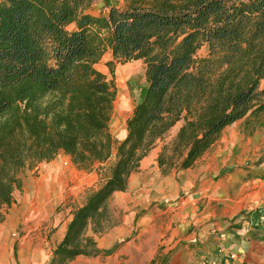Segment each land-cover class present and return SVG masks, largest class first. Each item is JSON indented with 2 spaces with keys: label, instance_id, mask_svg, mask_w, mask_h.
Listing matches in <instances>:
<instances>
[{
  "label": "trees",
  "instance_id": "16d2710c",
  "mask_svg": "<svg viewBox=\"0 0 264 264\" xmlns=\"http://www.w3.org/2000/svg\"><path fill=\"white\" fill-rule=\"evenodd\" d=\"M105 54L110 78L96 67ZM136 60L146 88L117 141L115 66ZM263 80L264 0H0V218L24 168L62 153L89 171L114 155L48 264L99 255L86 230L107 228L110 197L148 151L163 142L162 175L192 167L226 126L264 115Z\"/></svg>",
  "mask_w": 264,
  "mask_h": 264
},
{
  "label": "rangeland",
  "instance_id": "374dc122",
  "mask_svg": "<svg viewBox=\"0 0 264 264\" xmlns=\"http://www.w3.org/2000/svg\"><path fill=\"white\" fill-rule=\"evenodd\" d=\"M108 1L117 7L124 4V0ZM100 3L92 4V13L98 11ZM205 54L206 49L203 48L197 56ZM108 59L110 54H105L96 65L107 74L104 62ZM108 77L110 78L109 74ZM114 82L117 92L109 128L113 138L120 141L124 137L121 126H125L146 88L145 65L140 60L117 64ZM120 85L123 86V91L119 97ZM262 86L264 81L261 82ZM172 131L175 129L170 130L165 142L170 141ZM64 159L69 160V164L63 165ZM113 161L114 155L106 163H95L88 171L79 169L68 155L58 154L53 165L69 176L66 194L60 202L52 205V211L39 208L30 217L18 221L10 217L18 212L20 204L3 210V217L0 218V264H48L56 245L63 237L60 231L67 223V218L75 208L83 204L90 192L104 182ZM41 167L38 163L32 168H24L19 175L21 181L29 175L35 176ZM146 172V176H141L142 179L135 182L133 190L115 194L108 201L105 225L107 228L121 227L122 240L107 250L99 249L100 254L97 256L80 255L65 264H165L169 254L181 242L177 241L180 237L193 234L191 243L198 242V226L194 224L198 218V209L189 206V199L196 197L192 194L194 189L185 185L183 175L177 171H173L175 174L167 178L159 170L147 169ZM44 206L41 204L38 207ZM55 216L57 225H47L49 221L55 220ZM87 231L88 229L86 233ZM193 238L196 240L193 241Z\"/></svg>",
  "mask_w": 264,
  "mask_h": 264
},
{
  "label": "crops",
  "instance_id": "0c3cea01",
  "mask_svg": "<svg viewBox=\"0 0 264 264\" xmlns=\"http://www.w3.org/2000/svg\"><path fill=\"white\" fill-rule=\"evenodd\" d=\"M245 120L244 117L226 126L192 167L161 174L164 178L174 175L173 171L183 175L185 185L193 188L192 194L196 195L189 199V206L198 209L194 221L198 242L191 243L193 234L180 237L177 241L181 242L165 264H264V115L253 126L245 124ZM177 128L174 126L171 137ZM162 144L158 141L139 161L138 168L128 177L126 191L133 190L135 182L147 175V169L159 170L156 159ZM53 160L39 163L42 167L37 174L22 179L21 188L13 191L15 202L9 209L20 205L10 219H25L39 208L52 211V205L62 200L69 176L60 172ZM124 192H114L111 197ZM41 204L45 206L38 207ZM71 217L72 213L60 231L61 236ZM54 218L47 225L55 227ZM86 235L93 236L96 247L104 251L122 240L123 231L115 226L93 234L88 227Z\"/></svg>",
  "mask_w": 264,
  "mask_h": 264
},
{
  "label": "bare ground",
  "instance_id": "6f19581e",
  "mask_svg": "<svg viewBox=\"0 0 264 264\" xmlns=\"http://www.w3.org/2000/svg\"><path fill=\"white\" fill-rule=\"evenodd\" d=\"M123 86H118V96L120 97L121 95H122V91H123V88H122ZM124 91H126V93H128V91L127 90H124ZM121 128H123V129H125V126H124V124L121 126ZM116 132H118V130L116 131ZM115 132V133H116Z\"/></svg>",
  "mask_w": 264,
  "mask_h": 264
},
{
  "label": "built area",
  "instance_id": "2783aa9c",
  "mask_svg": "<svg viewBox=\"0 0 264 264\" xmlns=\"http://www.w3.org/2000/svg\"><path fill=\"white\" fill-rule=\"evenodd\" d=\"M67 164H69V160L64 159V161H63V165H67ZM195 240H196V238H193V241H195ZM230 257H231V258H234V255H230Z\"/></svg>",
  "mask_w": 264,
  "mask_h": 264
}]
</instances>
